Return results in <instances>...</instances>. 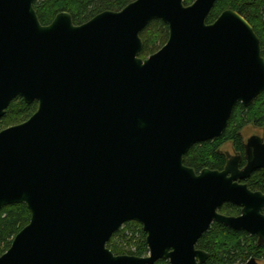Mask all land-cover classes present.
<instances>
[{"label": "water", "instance_id": "obj_1", "mask_svg": "<svg viewBox=\"0 0 264 264\" xmlns=\"http://www.w3.org/2000/svg\"><path fill=\"white\" fill-rule=\"evenodd\" d=\"M35 2L0 0V119L18 96L38 103L0 131V210L31 213L0 264H205L197 244L214 222L263 245L264 193L244 181L264 168V137L228 152L221 170L184 160L264 92L252 24L234 9L208 22L217 0H133L42 24ZM157 19L168 39L143 58L141 33ZM227 203L240 213L221 212ZM129 221L142 224L147 255L108 247Z\"/></svg>", "mask_w": 264, "mask_h": 264}, {"label": "trees", "instance_id": "obj_2", "mask_svg": "<svg viewBox=\"0 0 264 264\" xmlns=\"http://www.w3.org/2000/svg\"><path fill=\"white\" fill-rule=\"evenodd\" d=\"M133 0H36L34 6L42 24H49L62 11H69L76 24H81L104 10L119 11ZM194 0H184L191 4ZM226 9H234L243 15L254 27L260 37L261 51L264 57V0H217L211 10L208 22H213ZM169 28L157 19L142 31L144 47L140 56L148 57L158 51L167 41ZM38 103H28L23 97H16L10 103L4 117L0 119V131L19 124L30 118L37 110ZM253 123L264 129V92L246 107L239 103L235 107L228 127L222 136L193 145L186 153L185 164L196 169H223L228 159V152L221 146L228 141L233 143L236 153L244 156L245 140L241 130ZM243 164L245 159L243 158ZM252 190L264 193V168L255 170L245 180ZM221 212L236 215L240 207L224 204ZM31 213L23 203L8 205L0 210V255L8 250L17 233L29 223ZM108 247L115 254L144 256L149 253L146 233L137 221L126 222L115 232ZM197 247L206 250L209 258L205 264H244L254 257L264 261V244H258V237L243 230H233L221 223L214 222L199 239ZM155 264H169L160 259Z\"/></svg>", "mask_w": 264, "mask_h": 264}, {"label": "rangeland", "instance_id": "obj_3", "mask_svg": "<svg viewBox=\"0 0 264 264\" xmlns=\"http://www.w3.org/2000/svg\"><path fill=\"white\" fill-rule=\"evenodd\" d=\"M241 134L243 135V138L246 141L252 135H259L261 137H264V129L260 126H256L253 123H250L241 130ZM221 149L223 152H230L231 154H235V149L231 141L225 142L221 146ZM259 262L260 264H264V261L260 260Z\"/></svg>", "mask_w": 264, "mask_h": 264}, {"label": "flooded vegetation", "instance_id": "obj_4", "mask_svg": "<svg viewBox=\"0 0 264 264\" xmlns=\"http://www.w3.org/2000/svg\"><path fill=\"white\" fill-rule=\"evenodd\" d=\"M234 153H235V154H238V153H236V151H235ZM243 165H244V164H243ZM244 182H245V181H244ZM255 191H257V190H255ZM240 210H241V209H240ZM239 213H240V212H239ZM239 213H238V214H239ZM238 214H236V215H238ZM230 215H231V214H230ZM259 263H260V262H259Z\"/></svg>", "mask_w": 264, "mask_h": 264}]
</instances>
